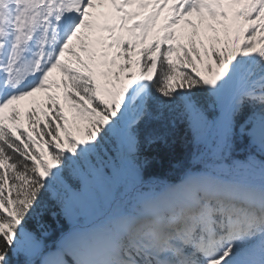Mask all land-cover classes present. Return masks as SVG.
<instances>
[{"label":"snow or ice","instance_id":"1","mask_svg":"<svg viewBox=\"0 0 264 264\" xmlns=\"http://www.w3.org/2000/svg\"><path fill=\"white\" fill-rule=\"evenodd\" d=\"M100 3L0 0V264H264V0Z\"/></svg>","mask_w":264,"mask_h":264},{"label":"rangeland","instance_id":"2","mask_svg":"<svg viewBox=\"0 0 264 264\" xmlns=\"http://www.w3.org/2000/svg\"><path fill=\"white\" fill-rule=\"evenodd\" d=\"M94 2L96 4V7L90 11H92L95 16L96 12L98 15L100 10H103L104 7H107V4H101L100 0H94ZM152 11H153L152 7H149L146 10H141V14L139 16H136L131 21H129V25L136 23L138 20L144 19ZM170 15H171V12H170V6H169V8H165L164 11L160 14V17L156 22V27L153 29L152 33L149 35L148 43H151L155 38L162 37L164 35V25L166 24ZM189 19L193 20L197 24L200 23L199 14L192 13L189 16L185 17L184 20H182L180 24L176 25L175 31L177 32V35L180 37V40H179L180 43L188 42L190 44V37H191V33L193 29L190 25L186 24L185 22ZM201 33H202L203 38L205 39V44L210 47L213 42L210 38L215 36L216 34L211 32L210 30L205 31L203 26H201ZM220 35H221V38H223V32H221ZM197 46L199 47V44ZM201 51H203V49H201ZM57 72H59V70H57ZM54 76H55V73L53 74V79H56V77ZM48 92L50 93L54 92L55 96L59 97V103L63 105L65 113L69 116L70 119H73L75 117V113L71 109L70 103L63 100V95L60 93V89L58 90L55 87H53L51 90H48ZM48 103L49 101L47 98L39 99V100H32V101L26 98L24 101L19 102V106L21 109H27L30 107H34L38 104L43 105V104H48Z\"/></svg>","mask_w":264,"mask_h":264},{"label":"trees","instance_id":"3","mask_svg":"<svg viewBox=\"0 0 264 264\" xmlns=\"http://www.w3.org/2000/svg\"><path fill=\"white\" fill-rule=\"evenodd\" d=\"M138 52V51H136ZM133 57H136V55L134 54ZM137 58V57H136ZM119 63V61H118ZM133 70H136L135 66H133ZM58 75H60V73H58ZM62 75V74H61ZM60 79L57 77V80ZM61 92H62V95H63V91L62 89H60ZM64 100V98H63ZM46 104H39V105H36L34 107H43L45 106ZM62 106V104H61ZM20 107V106H19ZM33 107H30V108H27V109H21V113H22V120H23V126L24 127H27L28 126V120H27V116H26V113ZM71 120V119H70ZM155 175H157L160 179L162 180H167V181H176L178 179V176H179V173L177 170L175 169H165V170H160V171H157L155 173Z\"/></svg>","mask_w":264,"mask_h":264},{"label":"bare ground","instance_id":"4","mask_svg":"<svg viewBox=\"0 0 264 264\" xmlns=\"http://www.w3.org/2000/svg\"><path fill=\"white\" fill-rule=\"evenodd\" d=\"M49 95H55V94H54V92L53 93H50V92H48V90H46V91L44 90V91H41L39 93L33 94V96L32 97H29L28 99L30 101H32V100H39V99L47 98Z\"/></svg>","mask_w":264,"mask_h":264}]
</instances>
